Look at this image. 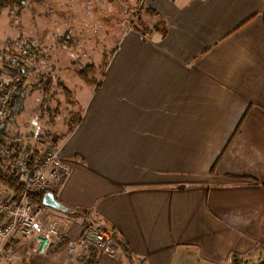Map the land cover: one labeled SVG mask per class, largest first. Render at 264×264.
Listing matches in <instances>:
<instances>
[{"label":"crops","instance_id":"obj_1","mask_svg":"<svg viewBox=\"0 0 264 264\" xmlns=\"http://www.w3.org/2000/svg\"><path fill=\"white\" fill-rule=\"evenodd\" d=\"M138 4L145 31L122 26L53 164L56 199L88 212L55 217L69 242L84 222L113 230L93 264H128L120 242L130 264H260L264 0Z\"/></svg>","mask_w":264,"mask_h":264},{"label":"rangeland","instance_id":"obj_2","mask_svg":"<svg viewBox=\"0 0 264 264\" xmlns=\"http://www.w3.org/2000/svg\"><path fill=\"white\" fill-rule=\"evenodd\" d=\"M118 2L120 0H48L45 1L43 8L31 5L26 6L22 9L23 11H18L17 7H7L0 13V58L4 56V59L9 60L5 50H13L15 45L23 46L32 39L38 40L42 45L39 59L36 57L33 63L25 61V54L15 56L16 61L21 60L25 64L21 69L22 78L19 83L26 82L25 97L21 110L6 125V131L10 135L25 136L32 133L35 136L32 139H23L24 144L28 143L30 147H33L32 151L35 155L30 153L32 158H38L44 152L54 150L57 156L54 162L57 160L61 142L59 141L57 146H51L44 138H37V135H44V130L47 129L57 135L63 134L70 124L76 121L78 113L74 112L75 110L81 112L86 89L94 88L100 80L105 65L123 32L122 26L130 25L134 16V14L131 16L132 11L135 13L140 7L139 0H130L129 9H120ZM45 7L47 17L49 11L54 12L48 19L39 15ZM137 14L146 17L141 9ZM6 63L8 65L9 62ZM12 63L7 68L0 59V79L8 78V74L12 71L11 66L14 65ZM82 68L89 79L86 81L91 83H87L77 75V69ZM58 82L70 89V96L68 94L65 97L63 91L57 87ZM30 83L35 86H29ZM91 84L93 86H90ZM8 116L9 111L0 128L6 123ZM50 120L52 123H47ZM35 152L39 155L37 156ZM3 159L8 160L4 157ZM52 170H54L53 165ZM54 184L58 187L56 182ZM51 192L54 195L56 193ZM49 209L52 213L43 218V223L48 225L55 221L63 240L60 244L54 243L48 252L54 260L53 264H83L79 261L77 253L88 246L94 248L91 244L85 245L79 242L84 225H92L103 230L111 240L109 230H104L90 221L83 223L78 242L76 238H74L75 241L69 242L65 237L66 233L60 227V222L55 217V212L59 215L63 213ZM71 214L73 215V212ZM73 220L78 222L79 218L74 217ZM39 230L40 228L36 226L30 235H16L10 241L6 254L11 264H29L30 254L34 255L32 257H40L33 250L34 236ZM97 255L96 251V258ZM260 264H264V261Z\"/></svg>","mask_w":264,"mask_h":264},{"label":"built area","instance_id":"obj_3","mask_svg":"<svg viewBox=\"0 0 264 264\" xmlns=\"http://www.w3.org/2000/svg\"><path fill=\"white\" fill-rule=\"evenodd\" d=\"M24 58L27 63H33L36 52L30 51ZM15 61L8 78L0 79V126L5 120L17 85L21 82V69L25 66L23 61ZM0 155L12 162L13 173L24 181L23 191L17 196L0 194V264H11L6 254L11 238L16 235H30L36 226L40 230L34 236L33 250L38 255L45 256L54 243L62 241L57 223L53 221L48 225L44 224L43 218L50 215L51 210L42 204L27 202L25 198L26 194L31 192H56L55 172L52 170L57 157L56 152L54 150L44 152L35 159L33 167L30 166L32 158L30 154H16L13 150L2 147ZM79 242L93 245L98 254L115 253L108 234L92 225H84Z\"/></svg>","mask_w":264,"mask_h":264},{"label":"trees","instance_id":"obj_4","mask_svg":"<svg viewBox=\"0 0 264 264\" xmlns=\"http://www.w3.org/2000/svg\"><path fill=\"white\" fill-rule=\"evenodd\" d=\"M45 1H48V0H0V13L7 7H17L18 11H23L22 9L26 8V6H31V5L32 6L36 5V6L43 8ZM28 9L33 11L32 8L31 9L28 8ZM45 11H46V7H45V10L43 9L42 13H39V15L44 17V19L50 18L52 16V14L54 13L52 11H49L48 17H47V13H45ZM64 11H66V10H64ZM145 11L148 13H156V11L150 10L147 8ZM59 14L60 13H58V15ZM262 16H263V21H264V10L262 12ZM141 20H142L141 17L139 15H137L136 19L134 18L131 20L130 27L137 32L143 33L147 26H146V23L143 20L142 21ZM47 21H49V20H47ZM165 34H166V31L165 30L162 31V36H165ZM13 48H14L13 50H10V49L5 50L6 51L5 53L7 55H9V58H10L9 60L7 58L4 59V56L2 58H0L1 61L6 65H7L6 62H9L7 66L5 65V67H7V68L9 66V64L12 63L13 60L17 59V57H15V56L26 54L30 51H35L36 57L39 59L38 55L40 54V50L42 49V45L39 43L38 40L32 39L29 42H27L26 44H24L23 46L22 45H15V46H13ZM107 64H108V62L106 63L105 67L107 66ZM85 67L89 68V66H85ZM83 68L77 69L76 73L79 77H81L85 81L89 80L86 77V72ZM6 71H7V69H6ZM103 76H104V73H103ZM24 79L25 78L23 77V80ZM24 84H25V82L24 83L22 82L21 84H19L17 86L16 92L10 100V104L8 107L9 116L6 120V123L0 128V148H2V147L8 148L10 150H13L16 154L28 155L30 153H33V151H32L33 147H30L28 145V143L24 144L23 139L24 138L32 139L35 136L32 133L26 134L25 136L10 135L6 131V125L9 124L12 121L15 114H17V112H19L21 110L22 103H23V100L25 97L24 89L26 88V85H24ZM28 85L32 86L33 83H30ZM42 85H44V84L42 83ZM33 86H35V84ZM97 86H100V85L98 84ZM57 87H59L63 91L65 97H67L68 94H69V96L71 95L70 89L68 87H66L63 83L58 82ZM70 109L73 110L72 107H70ZM45 110H46V108H45ZM45 112L46 111H44V113ZM77 113L80 114L79 112H77ZM79 121H80V115H78L76 121H74V124L69 126L65 133L57 135L56 133L47 129V130H44L45 131L44 135H42V134L37 135V138H44L48 142V145L57 146L59 139L67 137L75 129V127L77 126ZM47 123H52V120L48 121ZM36 154H37V156L39 155V153H36ZM35 159L36 158L30 159V166L31 167H33ZM23 188H24V181L22 179L18 178L17 176H15V174L13 173L11 161L4 160L2 158V156L0 155V194H6V195L12 194V195L17 196L18 194H20L23 191ZM43 194H44V192L27 193L25 200L27 202H30V203L41 204V198H42ZM72 210H73V215L82 216V217H84L85 214L88 212L87 210L79 209V208H72ZM110 232H113V230H110ZM13 238L14 237H12L11 240H13ZM119 244H121V246L123 247L124 256L127 255L126 260H127V262H129L128 264H130L133 261V257L131 255V250L128 249L126 242H124V243L120 242ZM45 256H47V255H45ZM77 257H78V259H81L86 264H93L95 262V259H96V251L93 247L88 246V247L84 248V250L82 252H79L77 254Z\"/></svg>","mask_w":264,"mask_h":264},{"label":"water","instance_id":"obj_5","mask_svg":"<svg viewBox=\"0 0 264 264\" xmlns=\"http://www.w3.org/2000/svg\"><path fill=\"white\" fill-rule=\"evenodd\" d=\"M41 204L45 207L51 208L53 210L63 212L66 214H71L73 211L64 206L60 201H58L52 192H45L41 198Z\"/></svg>","mask_w":264,"mask_h":264}]
</instances>
